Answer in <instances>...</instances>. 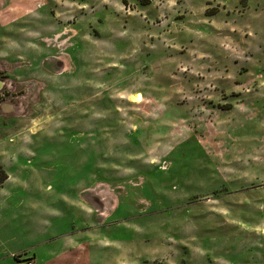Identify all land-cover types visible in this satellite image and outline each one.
Listing matches in <instances>:
<instances>
[{
  "label": "rangeland",
  "instance_id": "374dc122",
  "mask_svg": "<svg viewBox=\"0 0 264 264\" xmlns=\"http://www.w3.org/2000/svg\"><path fill=\"white\" fill-rule=\"evenodd\" d=\"M8 6L1 258L264 264V0Z\"/></svg>",
  "mask_w": 264,
  "mask_h": 264
},
{
  "label": "crops",
  "instance_id": "0c3cea01",
  "mask_svg": "<svg viewBox=\"0 0 264 264\" xmlns=\"http://www.w3.org/2000/svg\"><path fill=\"white\" fill-rule=\"evenodd\" d=\"M4 1L5 0H0V3L4 2ZM6 3H4V5L2 6L3 9L0 11V14H1V12L2 13L10 12L12 10V8L10 6H8V0L6 1ZM20 13H22V12H20ZM29 180H32V179H29ZM31 182L32 181H27V180L22 181V180L18 179V177H12L11 175H9L5 179L3 184L0 186V194H3L4 191H6L7 186L9 184H18L22 188V190H24V189L32 190L31 186H29V187H25L24 186V185H31L32 184ZM0 203H1V201H0ZM31 203L32 202H31V200L29 198L28 199V204H31ZM69 241H71L70 238H69ZM0 242H2V241L0 240ZM65 247H66L65 249H67V252L66 251H62L61 253L58 252L56 254H53L52 256L48 257V259L45 258L46 259L45 261L43 260V261L39 262L34 256H29V257H32L34 259L35 264H55L53 258H55V261L59 262L60 260H63L64 258H66L68 256V254L71 255L74 260H77L78 257H79L78 256L79 251H81L82 248H83V246L79 245L78 242L76 243V241H75V244L74 243H73V245L69 244L68 246L65 245ZM11 255L13 256L14 254L12 253ZM47 256H49V255H47ZM5 259H7V258L2 259L1 256H0V264H17V262H15V261H10L9 258L7 259V260H9L8 262L3 263V260H5Z\"/></svg>",
  "mask_w": 264,
  "mask_h": 264
},
{
  "label": "built area",
  "instance_id": "2783aa9c",
  "mask_svg": "<svg viewBox=\"0 0 264 264\" xmlns=\"http://www.w3.org/2000/svg\"><path fill=\"white\" fill-rule=\"evenodd\" d=\"M21 254H14L13 257L16 260L17 264H35V261L32 257L22 258Z\"/></svg>",
  "mask_w": 264,
  "mask_h": 264
},
{
  "label": "trees",
  "instance_id": "16d2710c",
  "mask_svg": "<svg viewBox=\"0 0 264 264\" xmlns=\"http://www.w3.org/2000/svg\"><path fill=\"white\" fill-rule=\"evenodd\" d=\"M6 178H7V175H6L4 168L0 162V186L3 184V182L5 181Z\"/></svg>",
  "mask_w": 264,
  "mask_h": 264
},
{
  "label": "bare ground",
  "instance_id": "6f19581e",
  "mask_svg": "<svg viewBox=\"0 0 264 264\" xmlns=\"http://www.w3.org/2000/svg\"><path fill=\"white\" fill-rule=\"evenodd\" d=\"M131 98H132L133 102H137L138 101V96L136 94L132 95Z\"/></svg>",
  "mask_w": 264,
  "mask_h": 264
}]
</instances>
